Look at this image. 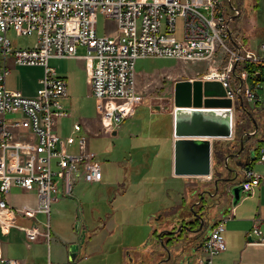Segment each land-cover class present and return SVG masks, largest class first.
I'll return each mask as SVG.
<instances>
[{
	"label": "built area",
	"instance_id": "built-area-1",
	"mask_svg": "<svg viewBox=\"0 0 264 264\" xmlns=\"http://www.w3.org/2000/svg\"><path fill=\"white\" fill-rule=\"evenodd\" d=\"M99 14L115 22L113 34L98 36ZM240 15L235 0H201L199 4L191 0H0V232L8 235L17 228L25 232L29 244H50L51 212L58 201L59 185L63 184L64 194L72 197L78 182L94 185L104 178L102 164L91 151L90 140L79 123L74 124L67 138L57 133L58 121L70 114L61 103L67 98V83L50 67V60L87 61L92 95L107 135L117 132L143 102L137 91L138 60L219 62L220 66L210 65L208 74L197 80L219 82L226 98L232 101L234 134L229 141L235 143L241 101L255 102L250 105L253 108L261 106V73L251 72L247 66L264 65V42L258 52L250 50L233 31ZM180 18L184 20L183 41L176 37ZM12 31L17 37L35 36L36 48H14L9 37ZM78 47L86 48L87 55L78 56ZM11 62L19 67L44 68L35 97L8 89ZM252 124L253 129L242 136L245 149L240 159L249 162V168L240 169L242 180L228 190L231 194L235 186H242L241 201L253 197L262 182V176L250 164L254 160L264 164V130L257 123L258 132L247 139L246 133L255 132ZM239 149L240 144L233 153ZM212 154L214 166L213 148ZM205 179L212 181L213 177ZM13 187L36 192L37 207L13 208L8 202ZM234 210L232 205L227 215L211 225L195 264H214V259L227 251L225 224L233 218ZM38 215L46 216V221L39 223ZM19 218L31 219L34 224L19 226ZM248 238L264 246V232L258 224ZM0 264L21 263L4 258Z\"/></svg>",
	"mask_w": 264,
	"mask_h": 264
},
{
	"label": "rangeland",
	"instance_id": "rangeland-1",
	"mask_svg": "<svg viewBox=\"0 0 264 264\" xmlns=\"http://www.w3.org/2000/svg\"><path fill=\"white\" fill-rule=\"evenodd\" d=\"M191 2L199 4L201 0ZM235 2L241 15L236 18L233 31L245 43L248 42L249 49L258 52L264 41V0ZM116 29L114 21L98 15V36L111 35ZM11 37L16 48H36L35 36L17 37L12 31ZM176 37L178 41L185 39L184 20L181 18L177 20ZM77 55H87V49L79 47ZM75 60L78 59H52L49 62L57 75L68 80L70 99L61 103L70 111L71 118L58 121V135L62 138L72 135L74 123L84 119L99 120L96 99L86 94L82 80L78 81ZM140 64L156 76L143 78L140 84L142 93L137 91L143 101L158 102L157 108L150 111L147 102L138 111L137 107V115L125 120L116 136L103 131L99 135H88L91 151L98 156L103 167V184L90 185L80 181L74 186L73 197H67L63 185H59V201L53 204L51 212L52 240L50 244L44 242L46 262L43 260L42 264H154L159 259L157 236L161 235L162 226L175 216L189 212V203L197 193L186 185L201 184L202 181L194 177L188 181L183 177H171L168 164L173 137L169 112L174 111L176 82L200 79L208 74L210 65L220 66V63L184 64L172 59L150 58L140 59L139 68ZM262 74L259 105L264 102V69ZM34 78V74L27 78L28 91L35 87ZM74 84L79 95L73 93ZM254 103L249 105L254 106ZM259 123L263 129L264 122ZM231 143L217 140L214 147L222 153ZM230 172L236 178L235 182L242 180L241 170L233 158L228 164L217 166L216 176L227 177ZM230 197L231 194L226 193L224 197L215 199L216 206L208 214L209 221L215 219L226 198ZM211 202L206 201L207 204ZM159 212L166 214L160 215ZM159 217L161 219L158 220ZM37 219L44 223L46 216L38 215ZM206 227L204 225V232ZM71 242L75 245L68 251ZM189 254L186 248L184 256Z\"/></svg>",
	"mask_w": 264,
	"mask_h": 264
},
{
	"label": "crops",
	"instance_id": "crops-1",
	"mask_svg": "<svg viewBox=\"0 0 264 264\" xmlns=\"http://www.w3.org/2000/svg\"><path fill=\"white\" fill-rule=\"evenodd\" d=\"M235 22H236V19H235ZM260 33H261V30H260ZM236 36L248 48V42L245 43L238 34H236ZM9 37L12 41L13 47L16 48V44H14V40L11 37V32L9 33ZM16 49H19V48H16ZM75 61H77V67H78L77 72L79 73V76H77L78 81L82 80V83L84 84V88L86 90V94L89 93L91 96H93L87 61L86 60H79V61L75 60ZM139 61L140 60H138L136 64L137 89L139 92L142 93V88L140 85L141 80L148 76H156V73H149L150 71L147 70L146 67H144V65L142 64H140L141 68H139L138 67ZM43 73L44 72H43L42 67H19V66H16L13 62H11L10 63V75L7 78V87L10 90L21 92L26 97H35L38 90L41 87L40 81L44 77ZM32 74H34L35 76L34 78L35 87L28 91L27 78L28 76H31ZM57 76L64 79L67 83V98L63 100V101H67L70 99V96L68 93V90H69L68 80L65 77H62L59 75ZM73 89H74V92H73L74 95H79L80 92L77 89V86L75 84L73 86ZM77 98H80V97L77 96ZM145 102L148 103V107L150 111L153 112L155 108H157L156 106L158 105V102L154 103L153 100L148 101L145 99L138 106L137 111L141 109L142 107H144ZM64 108L70 114V117L68 118H71L70 111L66 107ZM169 114L171 115V134H172L173 139H172V143L170 146L168 166H169V172L171 173V177L176 179L178 177H175L173 174L174 142H175L174 111L172 113L169 112ZM136 115H137V112L134 116ZM256 116L258 117L259 121L264 122V104H261V106H258ZM62 119H66V118H62ZM98 119H99V116H98ZM79 124L83 128V133L86 134L87 136L88 135H99L101 131H103V125L100 119L97 121L84 119V120H81ZM58 128H57V133H58ZM263 130H264V127H263ZM117 132H114L115 136L117 135ZM113 134L109 136H113ZM214 141H217V140H212L213 150H214ZM230 146L233 147L234 143H231ZM261 146L264 148V142L261 144ZM252 168L254 169L255 172H257L259 175L262 176L261 185L257 189V192L253 197L244 198L237 206H235L233 218L228 220L227 223L225 224L224 236H225V240L227 243V251L217 256L214 259V264H264V246L252 243L249 241V238H248V234L253 230L256 224H258L260 229L264 232V164L260 162H254V164L252 165ZM214 174H215V171H214ZM183 178H185L187 181L188 179H190L187 177H183ZM198 179L202 181L201 184L197 183V184H192V185L191 184L186 185L187 187L190 186L191 190L197 193L192 199V201L189 203V212L186 213L185 215L182 214L180 216H175L171 221L165 222V224L162 226V230H163L162 233L173 231L176 228H177L176 230H178V228L182 224H185L193 220L191 208L194 206L197 211L201 212L202 215H205V213L207 212L206 208L199 207L196 204L198 203L199 201L198 199H200L202 193L205 191H208V188L212 186V184L214 183L215 176L213 177L212 181H207L205 178H198ZM103 181H104V178H103ZM103 181L98 184H103ZM73 190H74V187H73ZM207 200L209 199L207 198ZM8 202L13 208L17 210H21L25 207L35 209L38 204V197H37L36 192H27L20 187H13L10 191V194L8 195ZM183 202L186 203L185 200ZM183 202H181V206H183ZM232 205H233L232 197L226 198L223 208L216 214L215 219L211 221V223L210 222L205 223V225H207V227L205 228L206 232L203 231L204 230L203 228L202 233L200 235L192 234L185 230L184 233H182L181 237H178L176 235V237L179 238L176 244L171 243L172 241H170L169 237L165 236L163 242L168 245L172 244L173 246L171 248L172 255H171L170 260H168L167 252L161 246L162 240L159 238V236H157L159 239V243H158L156 252H157L159 259L154 264H195L197 259L201 255L200 247L203 243V240L209 234L211 225H213L215 222L220 220L223 215H227L230 209L232 208ZM161 214L164 215L166 213L163 212V213H160V215ZM159 219H161V217H159L158 220ZM33 224H34V221L31 219H24V218L18 219L19 226L32 227ZM40 229L43 230L42 227H40ZM197 229L198 228H195L194 230H197ZM198 236L199 238L196 239ZM186 238L188 239L185 240ZM194 239L195 241H193ZM74 245L75 243L71 242L67 250L69 251L70 249H72ZM186 248L191 253L189 254L188 257L184 256ZM45 250L46 248H45V244L43 241L29 244L25 232L17 228H13L8 235H3L0 232V260L5 258V259H10V260H18L21 264H42L43 260L44 261L46 260L44 259V254L46 255ZM68 256H69V252H68Z\"/></svg>",
	"mask_w": 264,
	"mask_h": 264
},
{
	"label": "water",
	"instance_id": "water-1",
	"mask_svg": "<svg viewBox=\"0 0 264 264\" xmlns=\"http://www.w3.org/2000/svg\"><path fill=\"white\" fill-rule=\"evenodd\" d=\"M258 80L262 81L263 79L259 77ZM241 105H243L242 101ZM231 108L232 101L226 98V92L219 82H203L197 79L176 82L174 89L175 142L173 168L175 177L208 178L216 176L214 171H217L218 165H212V140L229 141L233 138V113ZM252 121L255 125V132L254 134L246 133L247 139L251 138L259 130L256 121ZM113 136H115V133ZM244 149L245 139L242 137L240 139V149L236 153L228 155L225 164H228L229 160L234 158L239 159L236 161L239 169L249 168V162L240 160ZM232 172L228 173V176ZM228 176L218 177L215 180V192H203L196 205L204 207L208 211L210 204H206L207 198L218 197L220 191L219 182L227 184L224 192L219 197L222 198L225 193H229V186L237 182L234 181L236 178L232 177V175L231 177ZM242 191V186H235L232 189L231 195L234 196L232 200L234 206L241 202ZM194 208L195 206L191 208L193 220L187 223L192 224L195 220H200L201 224L197 230H192L186 224H182L178 230L166 233L176 236L182 229H185L187 232L200 235L204 228V216L198 214ZM198 238L199 236L196 239ZM178 240L179 238L171 243L176 244ZM161 246L167 252L168 260H170L172 244L168 245L161 241ZM74 258L72 257V260Z\"/></svg>",
	"mask_w": 264,
	"mask_h": 264
},
{
	"label": "trees",
	"instance_id": "trees-1",
	"mask_svg": "<svg viewBox=\"0 0 264 264\" xmlns=\"http://www.w3.org/2000/svg\"><path fill=\"white\" fill-rule=\"evenodd\" d=\"M258 6L259 5H257V7ZM247 69H249L251 72L259 71L261 73L260 79H262V77H263L262 70L264 69V65L263 64L248 65ZM251 80H253V78H251ZM257 109H258V107H255V108L250 107V105L247 104L246 102L243 105H239L238 106V109H237L238 118H237V126H236V142L234 143L233 147H231L229 145L228 148H225V152H222V153L219 152L217 150V148L214 147L215 163L217 165L218 164H222L224 159H225V157H227L228 155L232 154L235 151V149L239 147L240 139L242 138L244 133L245 132H250L253 129V127H254L253 124H252V120H255L258 123V125H259V121H258V119L255 116L256 113H257ZM254 162H256V160H254L253 163L250 164L251 168H252V165L254 164ZM199 221L200 220L197 219L192 224H188V223H185V224L189 228L195 229V228H199V226H200V222ZM176 229H174L173 231H176ZM184 231H185V229H182L177 236L181 237L180 234L183 233ZM165 236H168L170 241H172V242H173V240L178 238L174 234H169V233L164 232V233H162L160 239L163 241Z\"/></svg>",
	"mask_w": 264,
	"mask_h": 264
},
{
	"label": "flooded vegetation",
	"instance_id": "flooded-vegetation-1",
	"mask_svg": "<svg viewBox=\"0 0 264 264\" xmlns=\"http://www.w3.org/2000/svg\"><path fill=\"white\" fill-rule=\"evenodd\" d=\"M233 154V153H232ZM217 172V171H216ZM215 172V173H216ZM228 175V174H227ZM219 177V176H218ZM217 176H215V179H214V183L212 184V186L211 187H209L208 188V191L209 192H215V180L218 178ZM228 177H231V175H229ZM226 185L227 184H225V183H223V182H219V187H220V191H219V193H218V197H216V198H213V199H211V198H208L210 201H212L211 202V204H210V209L205 213V215H203L204 216V221H206V222H208V214L210 213V211L212 210V208L214 207V206H216V201H214L215 199H217V198H219V195H221V193L222 192H224V190H225V188H226ZM226 194V193H225ZM222 197H224V196H222ZM221 198V197H220ZM199 200V199H198ZM195 210H196V208H195ZM196 212L198 213V214H201V212H199V211H197L196 210ZM200 222V221H199ZM196 224V223H195ZM200 224H201V222H200ZM204 225H205V222H204ZM192 230H194V229H192ZM184 233V232H183ZM181 236H182V233L180 234Z\"/></svg>",
	"mask_w": 264,
	"mask_h": 264
}]
</instances>
